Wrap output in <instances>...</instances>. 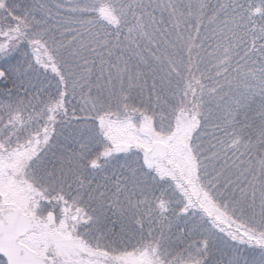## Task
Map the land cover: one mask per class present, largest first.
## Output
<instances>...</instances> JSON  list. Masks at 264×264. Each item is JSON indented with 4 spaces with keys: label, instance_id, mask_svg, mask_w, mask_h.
Returning <instances> with one entry per match:
<instances>
[{
    "label": "snow or ice",
    "instance_id": "1",
    "mask_svg": "<svg viewBox=\"0 0 264 264\" xmlns=\"http://www.w3.org/2000/svg\"><path fill=\"white\" fill-rule=\"evenodd\" d=\"M0 264H264V0H0Z\"/></svg>",
    "mask_w": 264,
    "mask_h": 264
}]
</instances>
